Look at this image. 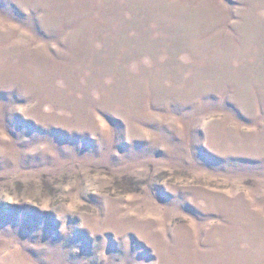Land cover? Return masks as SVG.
Here are the masks:
<instances>
[{"label":"rangeland","instance_id":"obj_1","mask_svg":"<svg viewBox=\"0 0 264 264\" xmlns=\"http://www.w3.org/2000/svg\"><path fill=\"white\" fill-rule=\"evenodd\" d=\"M0 264H264V0H0Z\"/></svg>","mask_w":264,"mask_h":264}]
</instances>
